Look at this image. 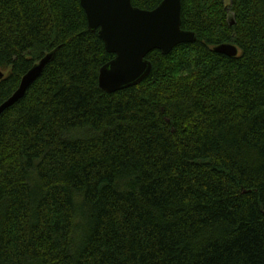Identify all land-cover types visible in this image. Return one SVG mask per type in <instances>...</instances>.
Here are the masks:
<instances>
[{"label": "trees", "instance_id": "16d2710c", "mask_svg": "<svg viewBox=\"0 0 264 264\" xmlns=\"http://www.w3.org/2000/svg\"><path fill=\"white\" fill-rule=\"evenodd\" d=\"M182 28L109 93L81 0H0V105L55 51L0 114V264H264V0H182Z\"/></svg>", "mask_w": 264, "mask_h": 264}, {"label": "water", "instance_id": "95a60500", "mask_svg": "<svg viewBox=\"0 0 264 264\" xmlns=\"http://www.w3.org/2000/svg\"><path fill=\"white\" fill-rule=\"evenodd\" d=\"M89 28L98 32L106 50L114 57L100 69V87L113 93L141 83L152 71L147 58L154 50L168 54L179 44L194 42L197 34L182 28V0H162L154 9L134 6L132 0H81ZM234 23V19H232ZM214 50L230 57L239 54L233 43ZM47 53L22 77L17 90L0 105V114L20 100L53 60ZM5 73L0 70V80Z\"/></svg>", "mask_w": 264, "mask_h": 264}, {"label": "rangeland", "instance_id": "374dc122", "mask_svg": "<svg viewBox=\"0 0 264 264\" xmlns=\"http://www.w3.org/2000/svg\"><path fill=\"white\" fill-rule=\"evenodd\" d=\"M226 4L229 5L230 4V0H225ZM231 16V15H230Z\"/></svg>", "mask_w": 264, "mask_h": 264}]
</instances>
